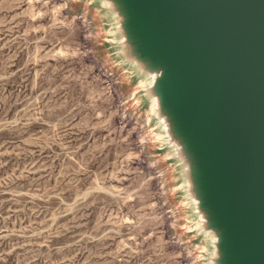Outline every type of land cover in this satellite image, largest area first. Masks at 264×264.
Instances as JSON below:
<instances>
[{
	"label": "rangeland",
	"instance_id": "374dc122",
	"mask_svg": "<svg viewBox=\"0 0 264 264\" xmlns=\"http://www.w3.org/2000/svg\"><path fill=\"white\" fill-rule=\"evenodd\" d=\"M133 61L103 0H0V264H219Z\"/></svg>",
	"mask_w": 264,
	"mask_h": 264
},
{
	"label": "water",
	"instance_id": "95a60500",
	"mask_svg": "<svg viewBox=\"0 0 264 264\" xmlns=\"http://www.w3.org/2000/svg\"><path fill=\"white\" fill-rule=\"evenodd\" d=\"M115 1L133 56L163 69L218 263L264 264V0Z\"/></svg>",
	"mask_w": 264,
	"mask_h": 264
},
{
	"label": "bare ground",
	"instance_id": "6f19581e",
	"mask_svg": "<svg viewBox=\"0 0 264 264\" xmlns=\"http://www.w3.org/2000/svg\"><path fill=\"white\" fill-rule=\"evenodd\" d=\"M117 3L118 2L115 1V0H106V1H104V5L107 6V7L116 5ZM128 41H129L130 44H133L132 39H129ZM157 71L155 70L153 72H157L158 76H159L160 74H162L163 69L162 70H157ZM149 75L154 76V73H150ZM157 77H155L154 80H152L150 82L152 86H155V87L157 86ZM160 101H161L160 95L159 94L155 95L154 98L152 99V105H151L153 110H157V107H159V105H160ZM162 120L166 123L167 130L174 137V139L176 141H178V142H179V140L182 141V138L175 131V124H174L172 116L171 115H168V116L167 115H163L162 116ZM192 186L194 187V190L197 188V181L196 180L192 181ZM201 213H202L201 218L204 221L210 223L211 222V218L209 216V211L205 209V210H202Z\"/></svg>",
	"mask_w": 264,
	"mask_h": 264
},
{
	"label": "crops",
	"instance_id": "0c3cea01",
	"mask_svg": "<svg viewBox=\"0 0 264 264\" xmlns=\"http://www.w3.org/2000/svg\"><path fill=\"white\" fill-rule=\"evenodd\" d=\"M103 1H106V0H103ZM108 8L111 9L112 14L115 17L120 18V14H119L118 9L116 8V6H109ZM133 60H134L133 63L136 66H139V67L142 66V68H143V66H144L143 63L140 62L135 56H133ZM197 207L199 208L198 205H197ZM198 212H200V210H198ZM201 229H202L203 232H207L208 233V240H209L210 246L215 247L216 237L214 235V232L212 230H210L205 223L202 224Z\"/></svg>",
	"mask_w": 264,
	"mask_h": 264
}]
</instances>
